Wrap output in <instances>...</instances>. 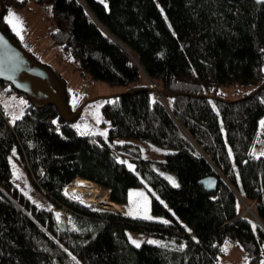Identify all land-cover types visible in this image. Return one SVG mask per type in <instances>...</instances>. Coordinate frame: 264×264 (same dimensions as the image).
Segmentation results:
<instances>
[{
  "label": "trees",
  "instance_id": "1",
  "mask_svg": "<svg viewBox=\"0 0 264 264\" xmlns=\"http://www.w3.org/2000/svg\"><path fill=\"white\" fill-rule=\"evenodd\" d=\"M24 1L0 0V32L38 66L3 20ZM31 1L51 5L56 28L49 36L66 63H77L81 76L133 93L107 98L106 137L78 135L54 103L28 100L13 123L0 103V264H217L225 241L243 249L247 264H260L264 154L253 158L250 150L264 117V6L251 0ZM149 82L177 96L158 100ZM235 84L256 89L234 102L209 96ZM57 90L66 111L67 93ZM11 94L29 97L0 82V95ZM118 138L170 154L146 159L132 144H115ZM14 149L40 189L47 169L54 172L56 184L47 192L56 208L67 209L75 230L63 233L51 210L19 193L8 164ZM206 177L217 181L216 193L203 190ZM76 179L108 193L110 202L88 203L117 212L130 190L143 189L150 214L166 223L84 209L68 199L78 194L66 189L63 197ZM242 201L254 216L242 212ZM128 232L167 242L136 247Z\"/></svg>",
  "mask_w": 264,
  "mask_h": 264
},
{
  "label": "rangeland",
  "instance_id": "2",
  "mask_svg": "<svg viewBox=\"0 0 264 264\" xmlns=\"http://www.w3.org/2000/svg\"><path fill=\"white\" fill-rule=\"evenodd\" d=\"M9 12L15 13L20 18L22 24L21 36H17L12 27L6 22V18L9 17ZM3 20L10 26L12 33L18 38L20 48L27 52L43 69L50 73L56 89L58 88L67 93L68 107L66 109V117L68 122L74 127L76 133L80 136L100 135L106 137L108 134L107 130L111 126V120L104 115L102 107L109 100L106 98L126 94L128 87L118 85L112 86L106 82L95 79L92 80L88 75L81 76L77 70V63H66L63 60L62 47L53 44L51 36H49L50 32L54 31L56 28L52 21L50 4L39 5L36 3L34 4L31 0H25L24 6L9 9L4 12ZM141 82L143 83V80ZM255 89V84H249L246 85V87L235 84L220 87L216 91L210 92L209 96H216L224 102H234L254 92ZM28 100H32V98L21 95L16 96L15 94H11V96L0 95V103L4 113L9 117V122L13 123L22 116L23 106L28 103ZM262 121H264V117L258 122L259 128L257 131L256 144L253 145L250 150V155L253 158H258L264 154V125L261 124ZM114 142L115 144H132L134 148L141 152L144 158L150 160L162 161L167 154H170L169 150L157 149L153 145L141 140L136 141L118 138ZM122 158L125 160L124 163H126L127 168L133 170L134 166L128 161V158L125 159V156H122ZM8 164L9 168H11V181L26 200H29L32 204L34 203L41 209L46 208L51 210L55 217V221L59 222L60 219L65 220L66 230H75V223L69 220L67 209L61 210L59 206H57L59 208H56L55 202H53L48 194L52 189L54 181L56 184L54 172L51 175L50 169H47L46 182L43 183L42 189H40V187L36 186L33 178H31L32 172L30 173L27 161L24 157H21L15 149L11 151ZM51 165L53 166L52 163ZM161 175L172 186H174L172 180L175 181V186L177 185L174 176L167 173H162ZM66 189L74 194H78L77 198L79 199L74 201L64 195ZM63 197L68 198L74 204H78L84 209H90L95 212L112 211L130 218L157 221L163 224L166 223V220L164 221L150 214L149 196L143 189L130 190L128 203L124 207L120 206L119 212L114 211L111 207H107L103 203H88V199L98 202L101 199L107 198V202L110 201L106 191L81 179H76L71 185L65 187ZM241 204L242 212L252 217L253 212L250 210V207L243 201ZM248 209L249 211L247 212ZM127 237L134 246H136V244L132 242L133 240L138 242L139 245H143L144 243L163 245L167 242L159 238H153L148 234L142 235L135 232H128ZM148 241H155L156 243H148ZM222 246L223 251L221 256H218L217 264H247L244 251L238 245L230 241H225ZM262 262H264L263 259L260 264H262Z\"/></svg>",
  "mask_w": 264,
  "mask_h": 264
},
{
  "label": "water",
  "instance_id": "3",
  "mask_svg": "<svg viewBox=\"0 0 264 264\" xmlns=\"http://www.w3.org/2000/svg\"><path fill=\"white\" fill-rule=\"evenodd\" d=\"M251 1L257 5L264 6V0ZM0 37L3 38V40H0V82L8 83L14 90L20 91L31 97L32 101L37 105L43 103L47 105L50 103L56 104L61 114L67 116L66 111H64L63 100L52 81L50 73L25 57L21 50L14 47L1 32ZM114 42L124 51L119 43L115 40ZM131 93H133V91L126 92V94ZM158 94H162V96L166 98L177 96L166 91H159ZM200 185L205 192L216 193L217 181L214 177L202 179ZM248 211L249 209L247 212ZM57 227L63 233H67L65 220L60 219L59 222H57Z\"/></svg>",
  "mask_w": 264,
  "mask_h": 264
},
{
  "label": "snow or ice",
  "instance_id": "4",
  "mask_svg": "<svg viewBox=\"0 0 264 264\" xmlns=\"http://www.w3.org/2000/svg\"><path fill=\"white\" fill-rule=\"evenodd\" d=\"M6 22L12 27L13 31L17 36H21V28L22 24L20 21V18L13 12H9V17L6 18ZM22 38V37H21ZM0 40H3L2 37H0ZM262 125H264V121L261 122ZM171 179V178H170ZM173 185L175 186V181L172 180ZM134 244H136L137 247H139V243L136 241H132ZM148 243H156L155 241H148ZM264 264V262H262Z\"/></svg>",
  "mask_w": 264,
  "mask_h": 264
},
{
  "label": "built area",
  "instance_id": "5",
  "mask_svg": "<svg viewBox=\"0 0 264 264\" xmlns=\"http://www.w3.org/2000/svg\"><path fill=\"white\" fill-rule=\"evenodd\" d=\"M148 86H149V88L151 89V90H153V92H155V96H156V98L159 100V99H161V95L160 94H158V92L156 91L157 90V85H155V84H153L152 82H149L148 83ZM61 210H66V209H64V208H61Z\"/></svg>",
  "mask_w": 264,
  "mask_h": 264
},
{
  "label": "crops",
  "instance_id": "6",
  "mask_svg": "<svg viewBox=\"0 0 264 264\" xmlns=\"http://www.w3.org/2000/svg\"><path fill=\"white\" fill-rule=\"evenodd\" d=\"M120 206H121V207H124L123 205H120ZM120 206H119V207H120Z\"/></svg>",
  "mask_w": 264,
  "mask_h": 264
},
{
  "label": "bare ground",
  "instance_id": "7",
  "mask_svg": "<svg viewBox=\"0 0 264 264\" xmlns=\"http://www.w3.org/2000/svg\"><path fill=\"white\" fill-rule=\"evenodd\" d=\"M99 201H100V200H99ZM99 201H98V202H99ZM97 204H98V203H97Z\"/></svg>",
  "mask_w": 264,
  "mask_h": 264
}]
</instances>
